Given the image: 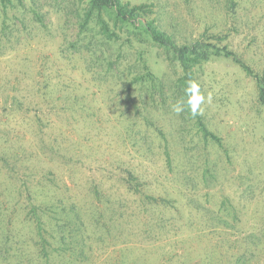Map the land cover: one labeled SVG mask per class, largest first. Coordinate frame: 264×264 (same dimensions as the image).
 <instances>
[{
  "label": "rangeland",
  "instance_id": "1",
  "mask_svg": "<svg viewBox=\"0 0 264 264\" xmlns=\"http://www.w3.org/2000/svg\"><path fill=\"white\" fill-rule=\"evenodd\" d=\"M21 1L12 0L5 36L0 14V264H264V106L255 77L233 57L198 66L200 114L216 143L173 110L183 101L174 86L181 69L162 49L123 32L114 48L76 51L75 7L84 0ZM125 1L149 6L148 19L178 45L226 47L264 76V0ZM144 59L162 85L129 93ZM32 206H75V233L66 229L60 244L54 221L45 244Z\"/></svg>",
  "mask_w": 264,
  "mask_h": 264
},
{
  "label": "trees",
  "instance_id": "2",
  "mask_svg": "<svg viewBox=\"0 0 264 264\" xmlns=\"http://www.w3.org/2000/svg\"><path fill=\"white\" fill-rule=\"evenodd\" d=\"M18 1L22 2L21 0ZM78 4L83 5L81 8H79V6L75 7L76 17L78 18L79 40H76V43L71 44L76 51L83 48V46H86L92 51V53L97 54L102 52L103 47L114 48L116 42L121 39L120 34L123 32L128 36H133L138 41L141 40V42L150 44L151 47L162 49L166 54L167 60L181 69V76L176 80L174 86L183 101L187 100V96L185 95L187 82H196L195 76L198 66L209 62L214 57H233L244 71L253 75L257 80L260 92L259 98L261 104L264 106V76L261 77L254 75L253 71L235 58L234 54L229 52L226 47L220 48L214 44L203 41H196L192 44H184L181 46L178 45L171 35L163 32L157 27L154 20L148 19V15L152 10L146 5L134 6L125 0H84L79 1ZM14 5L18 6L12 2V0H0V14H2V16L4 15L2 20V34H4V36L7 35V32L9 31L7 13L9 8H12ZM35 12L37 18L42 22L43 16L39 15L37 11ZM143 19H146V21H143ZM88 36H90V39L87 42H84V40H87ZM95 36L101 38L94 41ZM128 40L131 44L132 40ZM78 44L79 46H77ZM120 53L121 51H118V57L113 62L109 63L111 73H115L119 70L120 60L122 59ZM142 69L144 71L142 75L135 76L128 82L126 88L127 92L131 93L132 89L141 86L140 84L145 85L146 83H150L154 86L162 85L161 81L158 82L159 78L151 71L145 59L142 61ZM126 70L128 71L129 67H127ZM184 111L189 119L196 120L197 125L203 131L206 139L210 138L216 143H220V139L206 128L201 114L193 116L188 108H185ZM166 156L169 160L170 157L168 152H166ZM126 183L129 192H139L136 177L134 175L130 174V178ZM151 200L153 201V206L159 204L158 199L153 198ZM70 207L71 209H69L68 212L64 209L65 207H60L61 209L59 208L57 210H46V208L32 206L30 215L41 241L50 245V242L46 239V235L49 233V225L56 221V231L60 230V244L63 245L66 243L65 234L68 233L66 229L74 232L69 229V222L71 218L74 217V209L76 208L75 206ZM48 236L51 239H54L52 234L49 233ZM43 253L46 257H49V254H51V252H48L45 248L43 249Z\"/></svg>",
  "mask_w": 264,
  "mask_h": 264
},
{
  "label": "clouds",
  "instance_id": "3",
  "mask_svg": "<svg viewBox=\"0 0 264 264\" xmlns=\"http://www.w3.org/2000/svg\"><path fill=\"white\" fill-rule=\"evenodd\" d=\"M185 95L187 96L186 101L178 102L174 105L173 110L180 113L185 108L190 109L191 114L196 116L202 112L201 104L205 102V97L200 92V86L195 81H188L187 87L185 88ZM210 101V97L208 98Z\"/></svg>",
  "mask_w": 264,
  "mask_h": 264
}]
</instances>
